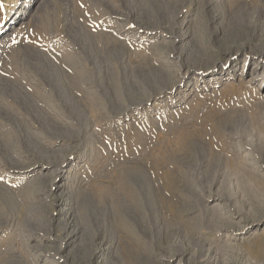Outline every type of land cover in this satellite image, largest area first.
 <instances>
[{
  "label": "rangeland",
  "instance_id": "rangeland-1",
  "mask_svg": "<svg viewBox=\"0 0 264 264\" xmlns=\"http://www.w3.org/2000/svg\"><path fill=\"white\" fill-rule=\"evenodd\" d=\"M13 1L0 264H264V0Z\"/></svg>",
  "mask_w": 264,
  "mask_h": 264
},
{
  "label": "bare ground",
  "instance_id": "bare-ground-1",
  "mask_svg": "<svg viewBox=\"0 0 264 264\" xmlns=\"http://www.w3.org/2000/svg\"><path fill=\"white\" fill-rule=\"evenodd\" d=\"M30 3H29V1L28 0H14L13 2H12V5H14V6H9L8 7V9L9 10H13V11H16L17 9H18V7H19V5H21L20 6V8H19V10H18V16H21L22 15V13H24V11L25 10H22L21 11V9H23V8H26L28 5H29ZM3 35H5L4 33L3 34H0V37H2ZM114 47V46H113ZM103 78V77H102ZM86 92V91H85ZM22 102V101H21ZM88 112V111H87ZM44 113V112H43ZM36 114V113H35ZM39 114V113H38ZM38 116V115H37ZM67 184V183H66ZM59 196V195H58Z\"/></svg>",
  "mask_w": 264,
  "mask_h": 264
},
{
  "label": "snow or ice",
  "instance_id": "snow-or-ice-1",
  "mask_svg": "<svg viewBox=\"0 0 264 264\" xmlns=\"http://www.w3.org/2000/svg\"><path fill=\"white\" fill-rule=\"evenodd\" d=\"M3 7V4L2 3H0V8H2Z\"/></svg>",
  "mask_w": 264,
  "mask_h": 264
}]
</instances>
